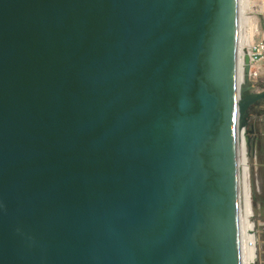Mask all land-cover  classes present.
Instances as JSON below:
<instances>
[{
    "label": "water",
    "instance_id": "obj_1",
    "mask_svg": "<svg viewBox=\"0 0 264 264\" xmlns=\"http://www.w3.org/2000/svg\"><path fill=\"white\" fill-rule=\"evenodd\" d=\"M239 0H0V264H255Z\"/></svg>",
    "mask_w": 264,
    "mask_h": 264
},
{
    "label": "built area",
    "instance_id": "obj_2",
    "mask_svg": "<svg viewBox=\"0 0 264 264\" xmlns=\"http://www.w3.org/2000/svg\"><path fill=\"white\" fill-rule=\"evenodd\" d=\"M250 6V17L255 20L257 16L259 17L256 20L253 41L247 54L249 57L248 79L254 85L264 74V0H250ZM242 65L244 68V60ZM254 229V247L257 252L255 261L258 264H264V220L258 221L257 225H254Z\"/></svg>",
    "mask_w": 264,
    "mask_h": 264
},
{
    "label": "rangeland",
    "instance_id": "obj_3",
    "mask_svg": "<svg viewBox=\"0 0 264 264\" xmlns=\"http://www.w3.org/2000/svg\"><path fill=\"white\" fill-rule=\"evenodd\" d=\"M250 9H251V6H250ZM248 16H249V21H248V26H247L248 34L254 35L256 20L259 19V17L257 16L258 18L256 17V20H255V18L250 17L251 16L250 14H248ZM250 37L252 39V36ZM253 86H257V89L258 87L260 88V86H258V81L255 82ZM262 110H264V101L256 104L254 107L250 109V112L248 114L249 115L248 126L246 128L247 132H245L244 134L245 137L247 136V133L250 130V125L252 124L256 125V120L258 117L264 118V115L263 116L258 115V113H260ZM247 155H248V160H249V176H250V181H251V193H252L253 204H254V209H255L254 225H257L258 221L262 222V220H264V214H263V211L261 210L262 204L258 201L259 197L262 195L261 169L258 166L259 157L256 154V152L251 151L250 147L247 148ZM256 255H257V252H256ZM255 264H258L257 261H255Z\"/></svg>",
    "mask_w": 264,
    "mask_h": 264
},
{
    "label": "bare ground",
    "instance_id": "obj_4",
    "mask_svg": "<svg viewBox=\"0 0 264 264\" xmlns=\"http://www.w3.org/2000/svg\"><path fill=\"white\" fill-rule=\"evenodd\" d=\"M249 11H250V0H239V13H238V39H239L238 79H239V86L242 84L244 80L243 65H242L243 58L245 55L248 54V50L253 41V35L248 34V30H247L248 21H249V16H248ZM250 36H252V39ZM248 175H249V171H248ZM254 240H255V237H254ZM254 256L256 257L255 247H254Z\"/></svg>",
    "mask_w": 264,
    "mask_h": 264
},
{
    "label": "crops",
    "instance_id": "obj_5",
    "mask_svg": "<svg viewBox=\"0 0 264 264\" xmlns=\"http://www.w3.org/2000/svg\"><path fill=\"white\" fill-rule=\"evenodd\" d=\"M258 86H260V88L258 87L257 91H260L262 89L264 90V74L259 79ZM260 116H263V115H260ZM260 123H262V124H260ZM255 126H256V129H257L256 130L257 133L255 134V136L257 135V141H259V143L261 144V147L264 148V118L258 117L257 120H256V125ZM255 138H254V140H255ZM253 145H254V142L252 141V147H253ZM256 151H254V152H256ZM257 152L258 153H256V154L259 157L258 166L261 169V173L264 174V155H263L262 149H260V147H259V150Z\"/></svg>",
    "mask_w": 264,
    "mask_h": 264
},
{
    "label": "trees",
    "instance_id": "obj_6",
    "mask_svg": "<svg viewBox=\"0 0 264 264\" xmlns=\"http://www.w3.org/2000/svg\"><path fill=\"white\" fill-rule=\"evenodd\" d=\"M255 106V105H254ZM252 106V107H254ZM258 115H264V110H262L260 113H258ZM250 127L252 128L253 132H252V135L251 136V142H250V145H251V151H258L259 150V147L260 149H262V152H263V155H264V148L261 147V144L259 143V141H257V135L255 136V134L257 133V129H256V126L255 124H252L250 125ZM256 137V138H255ZM255 138V140H254ZM252 141L254 142V145L252 147ZM256 151V153H258ZM261 176H262V181H261V191H262V195L259 197L258 201L262 204V208L261 210L263 211V214H264V174L261 173Z\"/></svg>",
    "mask_w": 264,
    "mask_h": 264
},
{
    "label": "clouds",
    "instance_id": "obj_7",
    "mask_svg": "<svg viewBox=\"0 0 264 264\" xmlns=\"http://www.w3.org/2000/svg\"><path fill=\"white\" fill-rule=\"evenodd\" d=\"M250 84H252V83H250ZM255 87V91H257V86H254ZM263 90V89H262ZM262 90H260V91H262Z\"/></svg>",
    "mask_w": 264,
    "mask_h": 264
}]
</instances>
